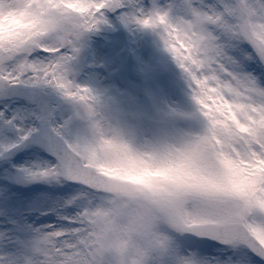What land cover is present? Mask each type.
I'll use <instances>...</instances> for the list:
<instances>
[{
    "label": "snow or ice",
    "instance_id": "snow-or-ice-1",
    "mask_svg": "<svg viewBox=\"0 0 264 264\" xmlns=\"http://www.w3.org/2000/svg\"><path fill=\"white\" fill-rule=\"evenodd\" d=\"M109 12L159 33L200 133L150 152L107 135L70 63ZM153 212L119 237L116 217ZM0 264H264V0H0Z\"/></svg>",
    "mask_w": 264,
    "mask_h": 264
},
{
    "label": "rangeland",
    "instance_id": "rangeland-1",
    "mask_svg": "<svg viewBox=\"0 0 264 264\" xmlns=\"http://www.w3.org/2000/svg\"><path fill=\"white\" fill-rule=\"evenodd\" d=\"M159 2L164 5L167 0ZM144 3L150 6V0ZM107 15L108 24L100 25L81 38L79 52L70 63L71 78L88 87L97 98L95 119L100 121L107 135L118 137L136 151L150 152L200 133L198 106L182 69L159 33L125 24L112 12ZM129 57L133 58L134 65L127 70V85L122 86L119 71L127 69ZM41 89L49 100L71 112L72 104L58 93L47 87ZM77 125L90 129L88 121L77 122ZM13 187L22 188L29 197H34L39 195L40 187L46 186ZM27 203L28 198H25ZM206 254L214 255L215 251Z\"/></svg>",
    "mask_w": 264,
    "mask_h": 264
},
{
    "label": "clouds",
    "instance_id": "clouds-1",
    "mask_svg": "<svg viewBox=\"0 0 264 264\" xmlns=\"http://www.w3.org/2000/svg\"><path fill=\"white\" fill-rule=\"evenodd\" d=\"M10 25L16 26L20 23L19 20L13 19L9 21ZM154 177L151 173H146L143 171H137L133 179L137 182H142L144 180L153 179ZM116 232L119 237L124 240H135L137 237V229L142 227H151L153 230L158 228L162 221L160 220L159 213L153 212L143 218L120 216L115 218Z\"/></svg>",
    "mask_w": 264,
    "mask_h": 264
},
{
    "label": "water",
    "instance_id": "water-1",
    "mask_svg": "<svg viewBox=\"0 0 264 264\" xmlns=\"http://www.w3.org/2000/svg\"><path fill=\"white\" fill-rule=\"evenodd\" d=\"M25 97L26 98H31V96H33L34 95V98L36 99V98H40L42 95H41V93H37V94H35V93H33L32 91H30L29 89H27L26 91H25ZM35 101V100H34Z\"/></svg>",
    "mask_w": 264,
    "mask_h": 264
}]
</instances>
